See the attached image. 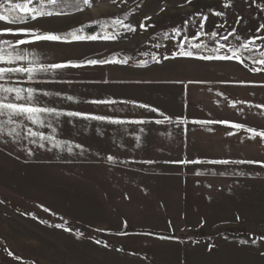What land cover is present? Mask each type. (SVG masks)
Wrapping results in <instances>:
<instances>
[{
  "label": "rangeland",
  "instance_id": "rangeland-1",
  "mask_svg": "<svg viewBox=\"0 0 264 264\" xmlns=\"http://www.w3.org/2000/svg\"><path fill=\"white\" fill-rule=\"evenodd\" d=\"M60 1L55 6L45 5V10L54 13L50 17H38L18 25L0 21V28L28 27L57 33L82 29L78 34L103 37L107 32L116 38L15 45L17 39L24 37L0 35V40L11 41L16 51L27 57L13 65L0 63V66L29 67L68 61L82 65L35 73L33 80H28L24 73L8 74L0 79L5 87L34 88L37 106L53 107L65 113L59 117L41 114L43 124L32 123L24 117L9 123L6 116H0V264H264V240H261L264 224L216 227L176 224L183 220L180 216L183 208L173 210L165 201L163 207L161 203L157 206L147 199L138 200L130 192H127L132 198L129 209H124L122 204L112 209L121 196V183L129 179L115 176L116 170L137 167V162L106 161L105 152L114 150L120 143L128 146L135 140L129 134L138 135L140 130H113L100 123L111 120L66 115L76 111L122 121H169L183 119L184 114L178 109L185 106L224 108L228 111L225 115L231 116L241 105L245 108L254 101L252 94L258 104H263L264 99H259L264 97V64L253 63L252 58L264 59L261 56L264 40L258 39L264 37V28L260 27L264 0H192L191 3L186 0H90L89 5L80 3L79 10L77 0H68L73 4L70 8ZM36 3L34 0V6ZM226 3L228 7L224 6ZM217 12L224 15H216ZM204 16L207 19L203 21V31L209 34L215 31L218 35L192 39ZM117 19L133 25L136 31L115 25ZM142 23L147 27L141 28ZM92 25L97 27L96 31L87 34L85 27ZM233 27L236 33L227 42L220 39ZM185 37L205 47L191 49L192 57L179 56L182 43L186 50L189 47ZM216 40L233 46L254 40L255 44L250 46L252 58L245 52L243 63L235 58L217 59L232 53L227 46L218 53L212 52L217 46ZM0 47L13 51L7 45ZM205 55L213 59L200 58ZM89 59H106L109 63L88 65L85 61ZM113 60H127V63H113ZM228 94H241L245 102ZM0 95L13 98L12 94ZM69 96L73 99L68 100ZM141 104L149 107L142 108ZM29 129L54 140L41 141L39 136L29 135ZM56 143L60 146L54 147ZM68 147L72 148L71 152ZM130 206L142 209L130 210ZM123 215L131 220L132 226L139 228L130 226L139 234L144 235L143 230L172 233L178 242L159 243L143 236L114 241L113 228ZM193 216L187 215L189 219ZM65 222L72 231L55 227ZM236 231L252 234L242 238L241 241L248 242L239 248L229 244L223 238L228 235L223 233L217 241L197 238ZM77 232L82 235L77 236ZM96 240L101 243L97 244ZM253 240L256 246H248L254 245ZM157 246L160 248L154 251ZM134 248L141 252L132 253ZM125 249L131 250L130 255ZM142 251L146 252L141 255Z\"/></svg>",
  "mask_w": 264,
  "mask_h": 264
},
{
  "label": "crops",
  "instance_id": "crops-1",
  "mask_svg": "<svg viewBox=\"0 0 264 264\" xmlns=\"http://www.w3.org/2000/svg\"><path fill=\"white\" fill-rule=\"evenodd\" d=\"M228 95L235 100L239 99V102H245L241 94ZM251 98L254 99L253 102L246 104L245 108H241V105L231 116L225 115L228 111H224V108L218 110L214 106H210V109L185 106L178 109V112H183V119L159 124L156 121H124L121 124L100 122L113 130H140L138 135L128 133L135 138L130 143L133 148H130V144L125 146L120 143L119 147L105 152L103 159L106 161H110L108 157L112 156L114 159L111 161L137 162V167L116 170L115 176L129 179L121 183V196L111 208L117 209L122 204L124 209H129L128 203L132 199L128 194L130 192L138 200H149L157 206L161 203L163 207L165 201L173 210L183 208L180 215L183 220L176 221V224L180 222L212 227L264 224V138L259 135L264 132V103L258 104V99L253 94ZM263 99L264 97L259 100ZM200 121L206 123H199ZM237 124L242 127H235ZM146 129L151 131L147 132ZM249 129L255 130L254 138V133ZM118 132L120 131H114ZM147 134L150 137H143ZM182 160H195L199 163H179ZM219 160L255 163H213ZM134 208L142 209L141 206H130V210ZM189 213L194 215L191 219L187 217ZM130 221L125 215L121 217L113 228L114 241L143 236L159 243L178 242L177 236L172 233L150 232L149 235L147 230H143L144 235L139 234L137 230L130 228L133 225ZM222 233L228 235L223 238L237 248L242 246L243 237L252 235L250 231L217 232L218 235L197 238L217 241L222 239L219 235ZM162 236L172 238L161 239ZM181 236L178 235L180 238ZM248 246L256 245L249 243ZM158 248L160 247H154L153 250ZM124 251L129 254L128 251L131 250ZM131 252L139 254L141 251L134 248ZM145 252L142 251L141 255Z\"/></svg>",
  "mask_w": 264,
  "mask_h": 264
},
{
  "label": "snow or ice",
  "instance_id": "snow-or-ice-1",
  "mask_svg": "<svg viewBox=\"0 0 264 264\" xmlns=\"http://www.w3.org/2000/svg\"><path fill=\"white\" fill-rule=\"evenodd\" d=\"M192 0H186V3H191ZM82 3L84 5H89L90 0H77V9L79 10V4ZM57 5L58 0H37L36 5L34 6V0H16V2H13V0H0V21L7 22L10 25H18L22 23H26L29 20H36L38 17H50L54 15L52 11L45 10V5ZM225 7H228L229 4L226 3L224 5ZM163 10V9H162ZM56 15H60L62 13H55ZM199 15V14H197ZM216 15H224V13L217 12ZM150 19V18H146ZM207 17L204 16L201 19V22L199 24V30L196 32L195 36L192 37V39H195L197 36H204V35H210L211 37H216L218 35L217 32H211L206 33L203 31L204 23L203 21L206 20ZM115 25H120L124 29L130 32L136 31V28L131 24H126L124 21L117 19L114 22ZM141 28H146L147 25L140 24ZM221 28H223V25H220ZM261 28H264V25H260ZM82 29H73L67 33H57V32H41L39 29L34 28H28V27H4L0 28V35L3 34H12V35H20L24 38L17 39L15 41V45H25L29 43H34L38 41H62L70 43L72 41H84V40H97V39H115V35L105 33L103 37H99L97 35H80L78 34ZM175 32H179L180 29H173ZM234 33H236V29L233 27L230 32L227 33V35H224L220 37V39L227 42L229 36H232ZM258 39L264 40V37H259ZM185 40L188 42V49L186 50L183 46V43L181 44L179 48V52L177 55L184 56V57H192L194 55V52L191 49H200L202 47H205L202 43H195L193 44L191 42V39L188 37H185ZM216 47L212 48L211 51L214 53H218L221 48L228 47L229 51L232 53V55H223V56H217L215 58L222 59V60H230L235 58L236 60H239L241 63L244 62V53L247 52L249 54V57H251V53L253 51V48L250 47L255 44L254 40H245L243 43H238L237 45H227L226 43L222 44L219 40L215 41ZM0 45H7L9 48H12L13 51H7L4 47H0V63H4L6 65H13L15 61H23L27 57L19 52L16 51L11 41L8 40H0ZM159 45H157L158 47ZM261 56L264 57V51H261ZM204 60H211L213 59V56H202L200 57ZM153 59H156L153 57ZM167 59V57H165ZM253 63H259L264 64V59H255L252 58ZM113 63H127V60H121V61H111ZM32 62L30 61L29 64ZM88 65H97V64H106L109 63L108 60L102 59H89L85 61ZM146 63V62H144ZM80 67L82 66L80 63H73L71 61H68L66 63H56V64H50V65H43L39 64L36 66H0V79H3L8 74H16V73H24L27 74L28 80H33L35 78L34 74L39 72H49L51 70L55 69H62L66 67ZM253 71H260L259 68H253ZM35 92L36 90L34 88H27L24 89L22 87H5L3 84H0V93L4 94H12L13 98L9 99L8 95H0V116H6L8 118L9 123H14L15 118L18 117H24L31 121L32 123H41L43 124L44 121L41 118V114H52L56 117H59L61 115H65V113L58 111L56 108L53 107H40L37 106L35 102ZM44 95H48V93H44ZM68 100H72L73 98L71 96L67 97ZM106 101H93V103H105ZM140 107L142 108H148V105L141 104ZM152 111H157V109H152ZM68 117H84L85 119H92V120H111L114 124H121L124 123L122 120L118 119H111L110 117L105 116H98V115H88L82 112H76V111H69L66 113ZM165 119H169L168 117H165ZM162 120H157L156 123H163ZM199 123H206L204 121H200ZM227 123V122H224ZM237 128L242 127V125H234ZM250 132L254 133L253 138L255 137V130L249 129ZM29 135L31 136H39L41 141L45 140H54V137L46 136L42 132H34L29 129ZM259 135L264 138V132L259 133ZM33 143L36 141L33 140ZM54 147H59L60 144L56 143L53 145ZM40 147H44L43 143H40ZM77 147H80V145H77ZM68 151L71 152L72 148L68 147ZM31 154V151H30ZM108 159L111 161L114 159V157L109 156ZM146 163H153V161H146ZM179 163L182 164H189V163H199V161H188V160H182L179 161ZM213 163H220V164H228V163H255L253 161H229V160H219V161H213ZM264 166V165H262ZM199 174V173H197ZM46 223V222H45ZM126 223V222H125ZM56 228H63L66 231H72L71 228L66 227L65 223H60L55 225ZM118 234H124V233H118ZM150 234V233H149ZM77 236L82 235V233L77 232ZM161 239H171L172 237H160ZM261 240H264V236L261 237ZM97 244H100V240L95 241ZM248 241H241V243H247ZM252 243H256L255 240L252 241ZM107 247V244H105ZM211 250V249H210ZM264 254V253H262ZM9 255H12L10 252ZM19 259V257H17Z\"/></svg>",
  "mask_w": 264,
  "mask_h": 264
},
{
  "label": "trees",
  "instance_id": "trees-1",
  "mask_svg": "<svg viewBox=\"0 0 264 264\" xmlns=\"http://www.w3.org/2000/svg\"><path fill=\"white\" fill-rule=\"evenodd\" d=\"M60 2L63 3V4H65L66 6H69V8H70V6L73 5L68 0H61ZM262 25H264V15L262 17ZM96 29H97V27L95 25L85 27V31H86L87 34L94 33L96 31Z\"/></svg>",
  "mask_w": 264,
  "mask_h": 264
}]
</instances>
